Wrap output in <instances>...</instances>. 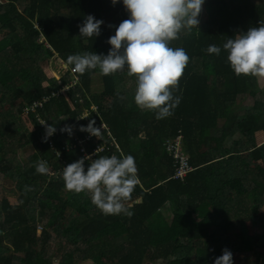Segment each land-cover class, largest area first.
<instances>
[{"label":"trees","instance_id":"1","mask_svg":"<svg viewBox=\"0 0 264 264\" xmlns=\"http://www.w3.org/2000/svg\"><path fill=\"white\" fill-rule=\"evenodd\" d=\"M19 2L0 3V177L18 192L15 204L0 200V264H213L224 248L233 264H240L241 254H250L241 264H264V143L257 139L264 133V82L237 77L222 48L228 38L264 21V0H205L198 28L182 30L170 42L185 49L189 62L175 93L181 103L168 118L157 120L134 103L126 70L74 73L77 85L40 111L57 127L97 107L78 127L104 121L124 154L134 156L140 183L124 202L131 216L105 215L89 193L67 191L62 176L37 174L39 160L47 161L49 171L62 164L41 141L45 130L38 117L23 116L24 107L73 78L68 66L66 75L44 87L37 59L65 65L71 54L107 55V40L115 34L110 26L129 18L122 0H29L25 11ZM88 15L104 21L98 37L79 34ZM209 44L220 46V55L208 54ZM206 57L213 60V74ZM96 77L102 83L97 89ZM86 134L78 132L80 138ZM178 134L194 168L184 182L172 179L174 163L164 148ZM55 144L60 148L63 140ZM26 185L32 191L25 194ZM174 216L185 223L176 225ZM257 228L263 233L255 234Z\"/></svg>","mask_w":264,"mask_h":264},{"label":"clouds","instance_id":"2","mask_svg":"<svg viewBox=\"0 0 264 264\" xmlns=\"http://www.w3.org/2000/svg\"><path fill=\"white\" fill-rule=\"evenodd\" d=\"M117 0H113L116 3ZM205 0H122L129 18L115 27V34L107 40L111 46L107 55L94 52L71 54L67 57L65 67L83 75L88 70L99 69L108 76L127 71L129 77L136 78L134 103L141 109L153 111L155 119L162 120L174 114L181 103L178 84L189 62L183 47L173 48L171 41L178 39L182 30L191 32L198 28V17ZM103 20L88 15L78 25L82 37L91 38L100 35ZM227 53V61L239 76H252L264 79V21L258 27H250L247 32H240L234 38H228L222 45ZM221 47L209 44L208 54L220 55ZM121 101L124 96L118 94ZM47 141L55 132V126L46 124ZM95 120L80 126L79 131L100 138L101 128L94 127ZM72 125H65L61 132L70 135ZM144 136L143 133L140 134ZM90 161V163H89ZM87 162V165H86ZM37 174L49 173L47 161L39 160L35 164ZM64 187L69 192H87L91 202L105 215H132L125 207V201L131 199L132 193L140 183L138 168L132 155L120 153L119 156H100L93 158L85 155L63 168ZM32 191L25 186L24 192ZM22 203V201H21ZM213 264H233L232 252L224 248L222 254L214 259Z\"/></svg>","mask_w":264,"mask_h":264},{"label":"built area","instance_id":"3","mask_svg":"<svg viewBox=\"0 0 264 264\" xmlns=\"http://www.w3.org/2000/svg\"><path fill=\"white\" fill-rule=\"evenodd\" d=\"M72 77L73 78L68 84L61 86L57 90L51 91L49 94H47L40 100L34 101L30 105L24 107L23 116L29 118L31 115H36L38 117L39 123H41V121H46L39 117L40 111L43 110L46 104L52 102L55 99L62 97L63 95H66V91H68L70 88H74L77 85L78 80L74 72H72ZM82 101L83 100L81 99L80 102ZM85 111L87 112V114L83 113L74 122L63 123L55 127L56 132L51 137L47 138L46 142H48L49 144L48 146L51 149L52 154L54 155L57 162L62 164L58 171L55 170L49 171V174L51 176H56V175L62 176V171L64 167H66L70 163L77 161L78 159L84 157L85 155H91L93 158H99L100 156H112V155L118 156V154L121 153L119 144L116 143V141L111 136L107 124L104 121H100L98 124L95 125V127L101 128L102 130V135L100 136V138L90 136L89 134H86L84 138H80L78 136L79 122L88 119L91 115V112L97 113L98 109L96 106H93L90 110L86 109ZM46 124L50 125L47 122ZM65 125L74 126L71 135L67 132H61V129L64 128ZM41 126L45 130V126L44 125ZM107 130H108L107 133L108 136L106 137L105 131ZM44 137H45V131L41 138L42 142ZM59 140H63V144L60 146V148L55 144V142ZM164 148L166 153L170 158H172L174 163L175 171L173 173L172 179L184 182L188 177V175L194 171V168L191 165L189 156L187 155L183 147L182 134H178L174 139L166 140L164 142ZM78 150L80 153L79 158L72 159V161L69 160L67 161V159H64V155L66 153H71ZM42 230L43 227L38 225V233H40Z\"/></svg>","mask_w":264,"mask_h":264},{"label":"rangeland","instance_id":"4","mask_svg":"<svg viewBox=\"0 0 264 264\" xmlns=\"http://www.w3.org/2000/svg\"><path fill=\"white\" fill-rule=\"evenodd\" d=\"M6 0H0V3L1 2H5ZM254 1H258V0H254ZM29 4V0H20L18 6H19V9L21 11H25V9L27 8ZM202 18H204V12H203V16ZM39 60V61H38ZM37 61L39 62L40 64V67L42 69V71L44 72V75L45 77L47 78L44 82H43V86L44 87H47L49 85H51L49 83V80L51 79H56L57 81L60 80L64 75L67 74V71H66V67L64 65H62L58 60L56 59H44V61L42 62L41 59H37ZM204 63L206 64V68H207V71L208 73H210V71H214V68L212 66V63H213V60L211 59V57H206L205 60H204ZM260 80V83L263 84L264 82V79H261L259 78ZM73 81V80H72ZM102 86V83L100 81V79H98L96 77V82H95V85H94V88L97 89V88H100ZM126 86H127V90L129 93H131V91H134L136 88H135V84L134 82L132 81V77H129L127 75V78H126ZM263 89H264V86H263ZM24 90H27V87L24 88ZM84 114H87V112L85 111ZM26 117V116H25ZM27 118V117H26ZM28 127H30L31 129L33 128V126L28 122ZM7 136L6 134L4 135V137ZM120 150L122 153L123 150L122 148L120 147ZM23 156V155H22ZM24 158V156H23ZM4 197H8L9 200L15 204L17 203V197H18V192L15 188V186L11 185L6 179H3L0 177V200ZM174 223L176 225H179V226H182V222L181 219H178V218H174ZM254 233L257 234V235H260L263 233V230L262 229H259L257 228L256 230H254ZM53 251L55 252V254H57V257L55 256L56 258V261H59V257H60V247L58 245H55L53 247ZM246 256H250V254H241V255H236V259L238 261V263H242L243 259L246 257ZM79 264H92L91 262H80Z\"/></svg>","mask_w":264,"mask_h":264},{"label":"crops","instance_id":"5","mask_svg":"<svg viewBox=\"0 0 264 264\" xmlns=\"http://www.w3.org/2000/svg\"><path fill=\"white\" fill-rule=\"evenodd\" d=\"M212 66H213V68H214V65H213V63H212ZM214 73V71H210V73L209 74H213ZM257 139H258V143L261 145V144H263L264 143V133H260V134H258L257 135ZM174 218H178V219H181V221H183L182 223L184 224L185 223V218L184 217H180V216H174ZM174 220V219H173ZM182 224V225H183Z\"/></svg>","mask_w":264,"mask_h":264}]
</instances>
